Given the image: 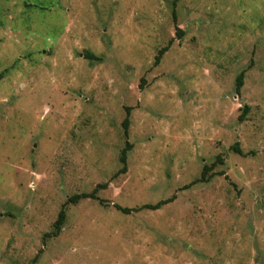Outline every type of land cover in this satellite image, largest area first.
Segmentation results:
<instances>
[{
    "label": "rangeland",
    "instance_id": "obj_1",
    "mask_svg": "<svg viewBox=\"0 0 264 264\" xmlns=\"http://www.w3.org/2000/svg\"><path fill=\"white\" fill-rule=\"evenodd\" d=\"M0 264H264V0H0Z\"/></svg>",
    "mask_w": 264,
    "mask_h": 264
},
{
    "label": "trees",
    "instance_id": "obj_2",
    "mask_svg": "<svg viewBox=\"0 0 264 264\" xmlns=\"http://www.w3.org/2000/svg\"><path fill=\"white\" fill-rule=\"evenodd\" d=\"M173 19H174V21L176 20L174 12H173ZM177 33H178L179 36H181L182 31L178 30ZM167 49L168 48L166 47V48L161 49L158 52V54L156 55L155 60H154V65L155 66L159 64V61H160L161 57L167 51ZM87 57L90 58V59H94L93 56H90L89 54H87ZM242 86H243V74L240 73L235 79V94L236 95H239ZM247 111H248V107H244L243 110L241 111V114L239 115V118H238L239 121H242L245 118V116L247 114ZM128 117L129 116H128V113H127L126 118H125V120L122 123L125 137L127 135V131H128V127H129ZM130 150H131V146L128 144V142H126L124 148L122 149V151L120 153V158H119V162L122 165V167L117 172L116 175H120V174L126 173V170H127L126 169L127 153ZM231 150L234 153L238 154V155H240L242 153L241 150L238 147V144L233 145ZM206 171H208V167L205 166L203 168V170H202L201 178H200L199 181H203L205 179ZM102 187H105V185H103ZM97 191H98V188H96L90 194L76 195V196H73V197L69 198L67 200V202L63 205L61 211L59 212V214L57 216L56 221L53 224V231L48 233V234H45L43 238L47 239V238H56V237H58V235L60 234V232H61V230H62V228L64 226V223H65V219H66L65 207L67 205H69V204H77L82 199H95V194H96ZM173 200H174V197L166 199V200H161V201L157 202L156 204H147V205H143V206H141L139 208H134V209L120 208L119 206H115V208L117 210L121 211L123 214L129 215V214L137 213V212H140V211H143V210L157 211V210L161 209L163 206H165V205L169 204L170 202H172Z\"/></svg>",
    "mask_w": 264,
    "mask_h": 264
}]
</instances>
